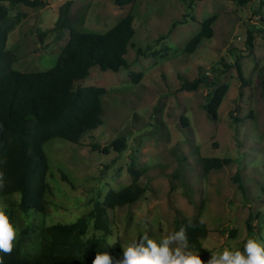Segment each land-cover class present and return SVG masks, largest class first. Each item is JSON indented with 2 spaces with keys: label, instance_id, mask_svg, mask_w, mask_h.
I'll use <instances>...</instances> for the list:
<instances>
[{
  "label": "rangeland",
  "instance_id": "374dc122",
  "mask_svg": "<svg viewBox=\"0 0 264 264\" xmlns=\"http://www.w3.org/2000/svg\"><path fill=\"white\" fill-rule=\"evenodd\" d=\"M67 1L44 0L48 5L38 9L7 5L10 17L22 18L7 43L18 57L14 70L44 72L55 67L70 38V30H54L59 8ZM71 1L72 21L80 22L85 13L83 27L72 26L78 31L105 34L133 14L135 36L125 56L129 68L117 73L94 68L77 83L107 90L103 124L79 144L62 139L45 144L51 188L47 216H25L0 203L17 231L14 247L20 241L24 252L37 250L36 237L43 228L74 223L110 190L130 185L129 168L141 173L139 184L146 193L136 204L109 212L112 246L119 242L124 248L145 232L159 243L180 231V223L196 220H203L209 233L202 252L189 250L204 264L225 248L243 253L249 239L264 246V93L259 84L264 0H249L245 6L226 0H136L125 8L113 0ZM211 17H216L213 38L187 54V44ZM250 33L255 37L253 52L246 44ZM130 74H142L139 83ZM203 75L208 85L195 92L181 90L185 81ZM224 85L228 92L213 120L209 95ZM118 138L127 141L122 153L92 150ZM204 158L232 162L205 175ZM248 223L255 229L253 235ZM23 231H28L24 242ZM94 234L90 229L88 237Z\"/></svg>",
  "mask_w": 264,
  "mask_h": 264
},
{
  "label": "trees",
  "instance_id": "16d2710c",
  "mask_svg": "<svg viewBox=\"0 0 264 264\" xmlns=\"http://www.w3.org/2000/svg\"><path fill=\"white\" fill-rule=\"evenodd\" d=\"M226 1L242 6L249 3V0ZM113 2L118 8H125L136 0ZM7 5L38 9L48 4L44 0H0V173L4 176L0 181V203L8 204L11 211L17 209L25 216H47V195L51 188L47 182L49 164L44 146L54 139L79 144L87 133L102 126L107 90L93 86L82 88L77 83L87 79L94 68L114 73L129 68L125 56L135 36V17L129 13L105 34L78 31L72 26L78 23L83 27L85 13L80 15V22L72 21V1L69 0L60 6L54 30H70V38L55 67L44 72H21L13 69L18 57L7 49V43L22 18L10 17ZM215 21L216 17H211L202 23L200 32L185 48L187 54H193L204 39L213 38ZM254 40V33H250L246 42L249 52L254 50ZM236 68L244 82L238 64ZM260 76L259 84L264 93V69ZM130 77L134 83H139L142 74H130ZM208 83L206 76H199L185 81L181 90L195 92L200 85ZM227 92L228 86L224 85L209 95L211 119H217ZM183 122L187 125V120ZM126 147V139L118 138L107 147L93 145L92 150L108 155L110 149L122 153ZM231 162L229 158H204V174L220 170ZM128 172L133 177L130 185L120 191L110 190L103 202L95 201L93 209L74 223L43 228L36 237L37 250L24 252L23 243L18 241L11 254L0 253L4 264H93L97 254L104 253L112 257V264H118L123 247L119 242L113 246L109 243L112 232L109 212L136 204L146 193L145 187L139 184L141 173L134 168H129ZM262 191L264 194V189ZM15 195L18 200L12 199ZM182 227L186 229L189 247L202 252V241L209 233L206 225L196 220L184 221L180 223V229ZM90 229L95 234L88 237ZM248 230L251 235L255 232L250 223ZM27 232L23 231L27 237L21 238L23 242L28 239Z\"/></svg>",
  "mask_w": 264,
  "mask_h": 264
},
{
  "label": "clouds",
  "instance_id": "9594fccd",
  "mask_svg": "<svg viewBox=\"0 0 264 264\" xmlns=\"http://www.w3.org/2000/svg\"><path fill=\"white\" fill-rule=\"evenodd\" d=\"M3 179V173H0V181ZM16 238V229L3 207H0V253L11 254ZM0 264H4L3 257H0ZM93 264H112V257L107 253L97 254ZM118 264H204V261L200 255L189 250L186 229L182 227L178 232L163 236L159 243L145 232L138 241L123 248V256ZM208 264H264V246L249 239L243 253L225 248L222 254L212 255Z\"/></svg>",
  "mask_w": 264,
  "mask_h": 264
}]
</instances>
